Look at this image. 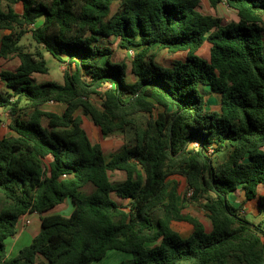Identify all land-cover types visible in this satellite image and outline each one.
<instances>
[{"label":"trees","instance_id":"obj_1","mask_svg":"<svg viewBox=\"0 0 264 264\" xmlns=\"http://www.w3.org/2000/svg\"><path fill=\"white\" fill-rule=\"evenodd\" d=\"M210 2L238 21L203 14L200 0H0V59L19 60L0 71L13 133L1 135L0 117V264H93L110 251L132 256L120 264H264V220L250 222L229 199L241 191L264 214V0ZM28 33L34 52L21 44ZM111 39L135 51V82L113 61ZM206 42L209 60L199 55ZM158 50L187 58L164 67ZM43 51L67 67L63 84L35 82L50 73ZM206 89L220 111L206 110ZM49 103L65 111H45ZM79 111L104 137L133 131L134 142L108 160ZM226 149L215 166L207 153ZM116 171L125 182H111ZM176 176L211 232L184 213ZM68 199L69 217L46 215ZM28 214L41 216V231L9 258L6 242ZM175 222L192 225L188 239Z\"/></svg>","mask_w":264,"mask_h":264},{"label":"rangeland","instance_id":"obj_2","mask_svg":"<svg viewBox=\"0 0 264 264\" xmlns=\"http://www.w3.org/2000/svg\"><path fill=\"white\" fill-rule=\"evenodd\" d=\"M200 11L209 16L213 17H221L226 19L229 22L232 21H238L237 13L228 7L227 4L221 3L216 8H214L210 2V0H200ZM42 22H40L37 26H40ZM4 34H7V32H3L0 34V37H2ZM22 45H25L31 52L35 51L36 43L32 39L31 34H26L22 41ZM109 47L113 49V61L114 62H123L128 66V81L129 82H135V78L131 73V62L134 58L135 51H126L124 49H121L118 45L117 41H114L113 39L108 40L106 42ZM210 50L211 45L207 42L204 44V46L199 51V55L204 58L205 60L210 59ZM45 55V59L47 62V65L50 69V73L48 76L43 75H35L34 79L36 83H45V82H56L59 84L64 83V73L67 69L65 65L60 64L50 53L43 51ZM159 57L158 62L164 66V67H170L177 61H186L187 53L186 52H179L176 54L170 53L167 50H158ZM18 59H12V60H2L0 59V71L2 70H15L18 66ZM5 89L4 85L0 82V90ZM207 93V104H206V110L208 112H217L220 111L221 106V98L219 95L212 93L210 90L205 91ZM95 103L97 105H100L99 100H95ZM25 106V104H22V107ZM45 111H52L57 113H63L65 111V106L60 104H54L49 103L43 108ZM171 111H174L172 108ZM162 112V109H158L155 111V114H158ZM0 117L3 120V124L1 125V135L2 136H12L13 133L9 129V118H8V111L0 109ZM77 117H79L82 122L83 126L88 132L91 140L93 142H101L104 151L105 156L109 160L112 155L119 152L122 147L128 143L134 142V132H129L127 135L117 133L115 135H112L110 137H104L89 117H86L81 111L77 113ZM148 117L140 116V120L144 123L147 121ZM231 153L230 149H226L223 152L219 153H211L209 154L210 157L213 159L215 166L220 165L221 163L225 162ZM111 182L113 184H119L126 181L127 176L124 172L116 171L113 173H110ZM171 181H174L177 183V195L179 199V205L183 208L184 213L189 214L195 218H198L201 220V222L204 224L205 229L207 232L212 231V221L209 217V213L204 210L203 208L198 207L197 205H193L190 201H185V195L189 193V187L187 180L183 177H173L171 178ZM94 191V187L92 185H87L84 189L85 194H91ZM259 195H264V188H259ZM115 197V195H113ZM230 201L233 205L236 207H242V216H244L247 220L254 224H259L264 220V214H261L259 212V202L258 200H253L250 202H247L245 199V196L243 192L239 191L236 194H233L230 196ZM127 203V202H126ZM125 203V204H126ZM65 207L60 205L57 207L58 209L62 210ZM65 213V214H64ZM64 213H58L63 216H69L68 212ZM161 213H159V216ZM21 227H23L20 224ZM174 229L180 233V235L184 239H188L192 232L193 227L192 225L185 223V222H175L173 224ZM32 228H35L34 226ZM132 256L127 253L119 252V251H110L106 255V257L98 262H94L93 264H120L126 260H130Z\"/></svg>","mask_w":264,"mask_h":264},{"label":"crops","instance_id":"obj_3","mask_svg":"<svg viewBox=\"0 0 264 264\" xmlns=\"http://www.w3.org/2000/svg\"><path fill=\"white\" fill-rule=\"evenodd\" d=\"M18 65H19V63H18ZM8 71H14V70H8ZM94 143H98V142H94ZM64 205H65V207L62 210L58 209V211H57L56 210L57 208H55L54 210L50 211L46 215H54V214H58V213H64V211H65V212H68V215L70 216L75 209V206H74L72 200L68 199L63 204V206ZM59 215H61V214H59ZM69 216H66V217H69ZM22 219H24L25 221L29 220L30 224L26 225L24 227L20 226L18 234L7 240L6 248H7V255L9 258L16 257L23 248H25L26 246H29L32 243L34 238L41 231V216L40 215L28 214V215L24 216ZM33 226L35 228H32Z\"/></svg>","mask_w":264,"mask_h":264},{"label":"built area","instance_id":"obj_4","mask_svg":"<svg viewBox=\"0 0 264 264\" xmlns=\"http://www.w3.org/2000/svg\"><path fill=\"white\" fill-rule=\"evenodd\" d=\"M198 147V144H196L195 146H192V148H197ZM213 154V150H209V152L207 153L208 156H210L209 154ZM192 194L191 191H189L188 195L190 196ZM23 227L26 226V225H29L30 224V221L29 220H24L22 219L21 220V223H20Z\"/></svg>","mask_w":264,"mask_h":264}]
</instances>
